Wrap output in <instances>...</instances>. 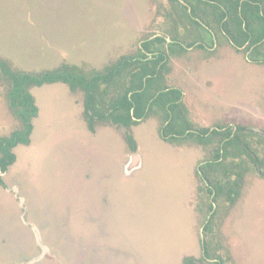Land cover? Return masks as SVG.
Returning a JSON list of instances; mask_svg holds the SVG:
<instances>
[{"label": "rangeland", "instance_id": "obj_1", "mask_svg": "<svg viewBox=\"0 0 264 264\" xmlns=\"http://www.w3.org/2000/svg\"><path fill=\"white\" fill-rule=\"evenodd\" d=\"M176 9L169 0H0V60L34 75L63 64L97 72L172 32ZM224 43L214 54L171 57L169 84L185 92L197 124L245 128L264 159V66ZM7 88L0 81V139L20 127ZM30 93L38 108L30 144L13 149L16 161L0 175V264H211L202 243L221 264H264V164L231 157L238 198L212 204L195 172L213 145L165 143L155 116L130 128L96 122L91 132L81 90L54 83Z\"/></svg>", "mask_w": 264, "mask_h": 264}, {"label": "trees", "instance_id": "obj_2", "mask_svg": "<svg viewBox=\"0 0 264 264\" xmlns=\"http://www.w3.org/2000/svg\"><path fill=\"white\" fill-rule=\"evenodd\" d=\"M181 1L191 8V14L195 18L207 23L204 0ZM222 4L227 11L218 15L216 24L221 26L223 23V30L233 35L235 41L239 35V46L247 44L245 51L264 39V0H222ZM178 5L190 20L188 9L180 2ZM226 17L227 20H224ZM158 41L161 42L162 39ZM262 43L264 45V40ZM145 51L151 53V59L147 58ZM168 64L169 58L158 48L152 51L146 42L137 55L120 57L97 72H84L76 65L63 64L56 70L34 75L16 72L0 60V81L5 82L8 87V107L20 124L19 129L9 137L0 139V173L6 174L15 163V147L30 144L32 122L38 116V108L30 89L45 84L63 83L71 93L77 90L84 93L83 116L91 132L95 131L96 122L130 128L155 115L160 121L158 134L164 142L181 145L193 140L203 147L213 145L212 151L198 166L195 174L205 185L212 204H217L222 197L233 204L238 198L241 174L239 179H231L227 167L229 159H242L246 156L258 167L264 164V159H260L250 146V137L243 133L245 128L229 125L205 127L194 122L181 100V92L166 86ZM126 142L129 150L135 153L137 147L133 136L128 134ZM0 185H3L1 176ZM212 209L213 206L210 205L209 211ZM215 213L211 214L204 231L210 230ZM202 245L205 250L206 245ZM193 262L194 259H184V264H194Z\"/></svg>", "mask_w": 264, "mask_h": 264}, {"label": "flooded vegetation", "instance_id": "obj_3", "mask_svg": "<svg viewBox=\"0 0 264 264\" xmlns=\"http://www.w3.org/2000/svg\"><path fill=\"white\" fill-rule=\"evenodd\" d=\"M169 1L174 3L177 6L175 14L179 18L180 23H177V24H179V26L174 27L173 31L170 32L169 34L158 35L153 39L151 37L143 39L140 42V46H139L138 50L141 49V46L146 42L149 44V47L151 48L152 51H154L155 48H158L165 55V57L169 58V64H168L169 71L166 73V76H165L166 86L168 88H171V89L174 88V89L179 90L181 92V94H182L181 100L184 102V104H185V106L189 112V116H190V110L188 107V103L185 100V96H186L185 92L178 86L170 85L169 81H168V76L170 74L171 57L172 58L173 57L178 58V57H181L184 53H187L190 51L195 52V50H197V49H199L198 52L202 51V49H205L207 51H210L212 54H214V52H216V50L219 47H223V45H219L221 40H223L226 43V45H224V46L233 47L237 53L242 54L241 56H243L247 62H249L250 64L259 65V66L263 67L264 66V45H262L263 44L262 41L264 39L255 43L254 45H251L250 50H248V51H245V46L247 44L239 46V35H238V37H236L237 41H235L233 35H230L226 31L223 30V23L221 26H218L216 24L218 15L219 14L221 15L222 13H226V11H227L225 9L224 5L222 4V0H204L206 3V6H205L206 18L205 19H206L207 23L200 21L198 18H195L191 14V8L189 6H187L186 4H184L181 0H176V1L182 3V5H184L188 9L187 11H188V15L190 16V20L188 17L184 16L183 11L181 10V8L178 5V2H175L174 0H172V1L169 0ZM194 4L197 5L198 2H194ZM227 18L228 17H226L224 20H227ZM180 24H182L181 26L184 27V34H181L179 31H177L178 30L177 28L178 27L180 28ZM167 35L169 36V38ZM202 35L205 36L204 40L201 39L203 37ZM158 39H162V41L159 42ZM187 41H189V42H187ZM138 50H137V54H138ZM198 52H196V53H198ZM144 53L146 54L148 59H151V53L146 52V51ZM200 53H201L200 57H202V52H200ZM127 56H131V55H127ZM195 67L197 69L196 65H195ZM189 81H190V79H189ZM192 82L194 83V80L190 81V83H192ZM211 85L209 87L206 85L205 86L210 88ZM152 116H155V115H152ZM152 116H150V117H152ZM83 118H84V116H83ZM149 118H147V119H149ZM159 125H160V121H159ZM224 125L230 126V124L223 123V124L216 125V126H205V127H217V126H224ZM231 127H234V126H231ZM158 136H159V134H158ZM255 168L259 169L260 167H258V165H257V166H255ZM0 175H1V173H0ZM2 175H4V174H2ZM3 183H4V181H3ZM210 212L212 214L214 212V210L212 209V211H210ZM209 219H210V217H209ZM209 219H208V221H209ZM204 244L206 245V243H204ZM202 251H203V257L202 258L206 263L221 264V260L220 261L216 260L209 254L207 246H206L205 250L202 248Z\"/></svg>", "mask_w": 264, "mask_h": 264}, {"label": "water", "instance_id": "obj_4", "mask_svg": "<svg viewBox=\"0 0 264 264\" xmlns=\"http://www.w3.org/2000/svg\"><path fill=\"white\" fill-rule=\"evenodd\" d=\"M132 167H137V158H134V163Z\"/></svg>", "mask_w": 264, "mask_h": 264}]
</instances>
